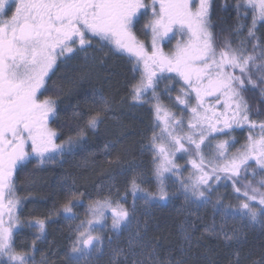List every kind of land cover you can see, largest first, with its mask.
Returning <instances> with one entry per match:
<instances>
[{
	"label": "snow or ice",
	"instance_id": "1",
	"mask_svg": "<svg viewBox=\"0 0 264 264\" xmlns=\"http://www.w3.org/2000/svg\"><path fill=\"white\" fill-rule=\"evenodd\" d=\"M213 2L153 0L151 18L140 28L145 35L151 34L149 49L148 42L140 39L135 30L140 10L147 7L142 0H0V264H36V240L31 251L18 250L14 237L27 228L35 229L40 239L51 221V217L20 220L22 198L16 195V173L33 159L40 167L82 149L88 132L95 131L103 122V114L111 110L112 101L93 89L90 99L98 110L83 112L74 106L73 120L58 126H67L72 134L56 142L61 132L50 127V123L58 119L60 97L76 92L95 71L96 57L87 49L92 47V39L97 38L113 55L127 56L132 61V72H139V78L133 77L135 82L129 89L132 106L151 101L155 120L163 125L159 134L153 132L151 136L152 179L156 190L141 187L145 176L142 170H135L134 163H129L128 168L121 166V175L132 170L125 195L113 200L109 188V195L89 203L85 212L88 218L76 226L68 254L70 261L98 264L107 255L106 264H165L145 240L148 224L140 221L136 201L143 199L145 205L167 206L183 196L185 205L199 209L211 202L212 193L221 182L224 187L230 182L239 203L224 204L218 196L214 210L225 219L239 217L250 226L259 224L264 229V119L252 118L264 116V110L253 111L244 95L249 88L259 89L264 103V34L257 35V25H264V0H237L238 20L246 21L251 11V24L235 45L224 37L219 48L213 30ZM244 28V23H238L232 34L239 36ZM170 33H179L181 38L170 52H165L160 43L170 38ZM80 54L84 63L76 65ZM106 57L107 53L100 59V65ZM61 64L68 70L63 85L40 99L43 91H49L47 80ZM165 72L175 73L183 82L180 95L176 96L180 104L187 107L192 95L195 96V105L188 109L186 132L182 130L183 119L174 117L156 91ZM209 98L215 99V103L206 105ZM245 127L246 143L230 154L235 141L228 133ZM177 129H181L179 134ZM214 136L227 138L212 145ZM115 145L116 142L106 144L105 149L110 151ZM206 146L211 148L209 155L203 152ZM121 150L130 151L123 144ZM176 152L192 157L189 163L193 170L187 177L173 159ZM122 159L117 153L109 164L120 165ZM252 162L255 167H251ZM170 179L179 185L177 192L168 191ZM68 190L71 192L70 187ZM129 190L133 200L126 206ZM81 202L80 197L71 195L56 214L62 212L75 218L73 207ZM97 227H108L116 242L109 236L105 243L103 236L94 234ZM125 233L126 238L119 239ZM205 233L209 237L219 236L228 247L242 245L247 239L246 233L238 229L229 231L224 224L217 227L213 223L205 228ZM182 252L178 259L167 264H190V239ZM245 261L264 264V252L242 259L237 248L229 264ZM40 264H47L43 256Z\"/></svg>",
	"mask_w": 264,
	"mask_h": 264
},
{
	"label": "trees",
	"instance_id": "2",
	"mask_svg": "<svg viewBox=\"0 0 264 264\" xmlns=\"http://www.w3.org/2000/svg\"><path fill=\"white\" fill-rule=\"evenodd\" d=\"M236 3L237 0H214L213 2L212 22L215 25L213 30L217 35L218 48L224 37L231 39L235 45L238 40L243 38V35L247 32V27L251 24V11H249L246 21L238 20L235 8ZM240 11L243 13L244 9L241 8ZM238 23H244V33L235 36L232 34V29H234ZM257 29L258 36L264 34V25L258 24ZM108 60L109 62H107L106 65L98 66L76 92L69 96L60 97L58 119L53 122V125L61 132L63 137L69 136L72 133L67 126L63 128H59L58 126L60 124L67 125L73 120L72 114L74 106H78V109L75 110L83 112H88L89 109L92 111L98 110V108L92 106V101L90 99L93 89L101 91L104 96L112 101L111 110L103 114V122L95 131L88 132V137L84 142L83 148L73 153L77 158L71 161L68 167L69 169H65V171L60 174L56 170L38 172L32 169V166H37L34 160H32L26 167H23L16 173V195L22 198V204L18 210L21 221H27L33 218L43 219L44 215L49 212V208H51V206H49L50 200L53 199L54 195H59L61 191L60 184H62L64 180L68 181V184L71 183V181H76L78 189L93 194V201L102 199L104 196H107V192H109L106 191L104 194H101L96 190L95 186L100 182L105 184V187H107L109 183L123 184L125 188L119 192L125 195L127 180L130 176L126 177V175H121L120 167L123 166L126 168V164L129 161L134 164V161H136L137 163L139 162L146 165L147 173L142 170L145 176V182L141 187L149 191L156 190L155 181L152 179L154 164L150 138L151 133H153V131H161L163 125L158 122V127H156L157 123L152 119L153 116L148 117L147 113L140 110L148 106H132L129 89L130 85L135 82L133 77L136 79L139 78L138 72H132V63H129L123 56L112 55V59ZM78 62L79 61H75L74 63L78 65ZM67 75L68 70L65 69L63 65L59 66L54 74L50 75V79L47 80L46 86L49 91L42 90V95L44 97L52 95V90L60 88ZM182 83V81L179 83L177 80L174 81L172 85L178 87L181 84V87H183ZM244 95L252 106L253 111L257 108L264 110V103L261 102L259 89L253 91L249 88ZM191 101L192 99L189 100L188 105L192 104ZM174 117L177 118V115L174 114ZM252 118L260 120L264 119V116L258 117L253 115ZM188 120L189 119H185L183 123L182 130L184 132L187 130ZM178 131L180 132L181 129H177V133ZM247 133L248 128L245 133L241 134L243 135L242 140L247 138ZM238 136L239 135H236V137ZM229 137H232V135ZM226 138L227 137L224 136L222 139ZM213 139L215 141L221 140V138L215 136L212 140ZM112 142H116L115 147L111 148L110 151L106 150L105 145L111 144ZM122 144L129 147L130 151L128 153L122 152ZM203 152L205 155H208L206 147L203 148ZM117 153L123 156L121 164H109V161L113 160ZM191 158L189 154L184 152H176V155L173 157L175 163L182 166V175L184 177H187L193 170L192 165L189 163ZM52 163L51 161L48 162L49 165H52ZM251 167H255L254 162L251 163ZM259 178L260 176L257 175V179ZM171 182L174 185L172 191L169 192H177L179 185L175 183L174 179L168 180L167 184L169 185ZM225 189L230 195L229 199L225 200L223 197L217 195V193H212L211 202L197 209L195 206L185 205L184 197L178 196V198L165 206L164 211H158L152 214L151 218L146 216L148 224L147 235L150 241L148 242L146 238L145 240L149 248L155 249L159 261L167 262L169 258L170 260L178 259L179 253L177 247L178 244L182 242L179 238V228H185V230H187L184 235L186 234L192 242V253L189 257L190 264H229L237 248L241 251L242 259L248 257L250 254L255 257L264 252V229H262L259 224L250 226L246 221L242 222L239 217L235 219H225L214 210L213 203L218 196L223 199L224 204L235 205L239 203L236 195L232 192L230 182H228V187ZM118 194H116V196ZM120 196L119 194L118 197L112 198L116 200L119 199ZM131 196V191H127V198H132ZM144 205L145 203L142 202V199L140 202L139 200L136 201V206L139 210L144 208ZM182 208L187 210H181ZM86 209L87 206L84 210L81 208L80 221L88 218L85 215ZM57 223L58 222L53 221L51 217V221L47 225L46 234L40 239H37L35 229L25 228L23 231L26 233V238L25 241H23V245H21L18 250L31 251L32 242L36 240V264H40L42 256L47 261V264H74V262L70 261L68 255L72 246L68 241V232H66L67 235L66 238H64V233L56 229ZM213 223H215L217 227L224 224L227 229H239L241 226L240 231L247 234V239L242 245L233 244L231 247H228L219 236L209 237L205 233V228ZM110 224L111 220L108 218V225L110 226ZM189 226L193 227L192 230ZM60 232L63 235H61ZM94 234L103 236L105 238V243H107V238L109 236L113 237V243L117 240L115 234L110 232L108 227H97ZM125 238L122 237V239ZM187 246L186 244L181 245L180 248L185 249ZM106 261L107 255L101 257L98 264H106ZM80 264H86V262L81 260ZM87 264H91V261L87 262Z\"/></svg>",
	"mask_w": 264,
	"mask_h": 264
},
{
	"label": "flooded vegetation",
	"instance_id": "3",
	"mask_svg": "<svg viewBox=\"0 0 264 264\" xmlns=\"http://www.w3.org/2000/svg\"><path fill=\"white\" fill-rule=\"evenodd\" d=\"M142 2L147 7H146V9L140 10V13L138 14L139 24L137 25V28L135 30L137 31V35L139 36L140 39L146 40L148 42V47L150 49V47H151V43H150L151 34H150V32H148V34L145 35L144 32L140 31V28L143 26L146 19L148 20L149 14H150L149 12H152L153 0H142ZM13 7H14V5H13ZM156 7H157V11H158L159 10L158 3L156 4ZM169 36H170V38H165V40L161 41V43H160V46L164 49L165 52H170L174 48L175 44L177 43V40H179L181 38L179 33H177L176 35H172L170 33ZM96 43L100 44L102 42L98 38L92 39V47L87 49V51L90 54H91V51L95 49L94 47H95ZM113 56H119V55H113ZM120 57H122V56H120ZM123 57L126 58V60L129 63H132V61L129 60L127 56H123ZM162 80H164V81H162ZM177 80L179 83H181L179 77H177L175 75V73H167V72L163 73L162 79H160L158 81L156 91L160 95V99H161V102L163 103V105L170 112H172L173 114H176L177 118H182L183 121H185V119H189V117H190V112L188 109L191 108L192 106H194L196 101H195L194 94L192 95V98H191L192 104H189L187 107L180 104L179 101L176 100V96L180 95L181 84H180V86L177 87L176 85H172V83L174 81H177ZM166 86H167V88H166ZM182 86H183V83H182ZM151 95H152V93L149 92L148 97H151ZM43 98H44V96L41 95L40 99H43ZM205 103H206V105L207 104H214L215 99L209 98L205 101ZM143 105L148 106V107H146L144 109H140V110L147 113L148 117L153 116L152 119L157 123L156 127H158L159 123L155 120L154 113L151 110V101L149 103H145ZM50 127L56 128L53 125V122L50 123ZM246 130H247V127L243 128L242 130L236 129V130L228 133V135L229 136L232 135V137L234 135L235 136L241 135V134L245 133ZM178 134H179V131H178ZM67 137L68 136L63 137L61 134L60 138L56 142L60 143L61 141L65 140ZM215 137H219L222 139L224 136H215ZM28 151H31L30 145L28 147ZM74 158H77L74 154L65 155L63 158L57 157L56 161L53 162L52 165H49L48 163H46L40 167L32 166V169H34L38 172L56 170L60 174L61 172L65 171V169H69L68 167ZM33 160L37 164L36 160L35 159H33ZM134 162H135L134 165L136 166L135 167L136 171L144 170L147 173L146 165L139 163V162L137 163L136 161H134ZM149 162H150V160H149ZM129 163H131V162L130 161L127 162L126 168H128ZM131 175H132V170H129L127 172L126 177L131 176ZM109 184H111V183H109ZM173 185L174 184H172V182H171V184L168 185V191H172ZM69 187L71 188V192H69V190H68ZM60 190L61 191H60L59 195H54L53 199L50 200L51 202L49 203V206H51V208H49V212H47V214L44 215L43 219L48 217V216H51L53 221H57L59 223L60 216L65 217L66 215L62 212L57 215L56 210L59 209L63 204H65L71 195H75V196L80 197L82 202L75 204V206L73 207V214H74L75 218H71V216H66V217H69V218L73 219L74 221L80 222L81 208H82V210H84V208L86 206L88 207L89 203L93 201V194L91 192L90 193L88 191L84 192L83 190L78 189L76 181H74V182L71 181V183L68 184V181L64 180L63 183L60 184ZM107 195H109V192H107ZM120 195L123 196V194H121V192H120ZM131 197L132 198H127L126 206H130L132 204L133 196H131ZM140 200L141 199H139V202H140ZM142 202H144L143 199H142ZM122 203H125V201L122 200ZM144 206L146 208L144 207L140 210L137 208L138 217L142 223L144 221H146V216L151 218L152 214H154L158 211H164L165 210L164 209L165 206H163L162 204H161V206H157V207L155 205H144ZM172 212H173V210H172ZM109 220H111L110 215H109ZM133 223H135V221Z\"/></svg>",
	"mask_w": 264,
	"mask_h": 264
},
{
	"label": "rangeland",
	"instance_id": "4",
	"mask_svg": "<svg viewBox=\"0 0 264 264\" xmlns=\"http://www.w3.org/2000/svg\"><path fill=\"white\" fill-rule=\"evenodd\" d=\"M197 3H198V0H197ZM193 7H195V5H193ZM157 8V7H156ZM150 13V18H151V13L152 12H149ZM149 18V19H150ZM95 49L94 50H92L91 51V54L90 55H93V56H95L96 57V68L98 67V66H101L100 65V63H99V61H100V59L101 58H103V57H105V54L107 53V57H106V59H105V62H104V64L103 65H106V63L107 62H109V60L108 59H112V52H111V50H110V48L109 47H107V46H105L103 43H96V45H95V47H94ZM81 55V58H80V60H78L79 62L77 63L78 65H81V64H83L84 63V61H83V54H80ZM102 65V66H103ZM162 81H164V80H162ZM184 125V124H183ZM185 129V128H184ZM186 130V129H185ZM187 131V130H186ZM153 132H156L157 134H159L160 133V131L158 130V131H153ZM248 134V133H247ZM257 134H258V130H257ZM151 136H152V133H151ZM242 137H243V135H239L238 137H236V136H234L233 138H234V141H235V143L230 147V149H229V153L231 154L232 152H234V151H236L238 148H240L241 147V145H243V144H245L246 143V139H244V140H242ZM150 140H151V138H150ZM217 141H215L214 139L210 142V144H212V145H214L215 143H216ZM206 150L208 151V155L211 153V148L210 147H207L206 146ZM139 152H141V151H139ZM176 155V154H175ZM179 158V157H178ZM105 184H103L102 182H100V183H98V185H96L95 186V188H96V190L99 192V193H101V194H104L106 191H108L109 190V188L111 189V196L112 197H118L119 196V194H120V190L122 191L125 187H123V184H115V183H111V184H109V185H107V187H105L104 186ZM226 187H224V182H221V185L219 186V187H216L215 188V191L213 192L214 194L215 193H217V195H219V196H221V197H223L225 200L226 199H229L230 198V195H229V193H227V191H226V189H225ZM101 189H103V190H101ZM225 190V191H224ZM96 191V192H97ZM119 193V194H118ZM232 193V192H231ZM116 194H118L117 196H116ZM234 200H235V198H234ZM80 222L79 221H74L73 219H71V218H69V217H62V216H60V219H59V223H57V230L58 231H61L62 233H64V235L61 233V235H63V237L64 238H66V235H67V233L66 232H68V235H67V237H68V241L72 244V242H73V240L75 239V231H76V226L79 224ZM155 225V224H154ZM190 227V229L192 230V226H189ZM187 229V228H186ZM233 229H237V228H229L228 230L229 231H231V230H233ZM238 230H241V226H240V228L238 229ZM185 231H187V230H185V228H179V238H180V241H182L181 243H179L178 244V247H177V249H178V253H179V256H178V258L183 254V252H182V248H180L181 247V245H188V243H189V239L190 238H188L187 237V235L185 234L184 235V233H185ZM147 233H148V231H147ZM147 233H146V236H145V238H146V240H148V242L150 241V238L148 237V235H147ZM23 236H22V235ZM126 234L127 233H125L124 234V238H125V236H126ZM25 238H26V233L24 232V231H21V232H18L17 233V235L14 237V239H15V244H16V246H17V248L18 249H20V246L21 245H23V241H25ZM24 239V240H23ZM120 239H122V237H120ZM185 242V243H184ZM115 243V242H114ZM185 249H186V247H185ZM169 260H170V258H169ZM165 264H167V262H165Z\"/></svg>",
	"mask_w": 264,
	"mask_h": 264
},
{
	"label": "bare ground",
	"instance_id": "5",
	"mask_svg": "<svg viewBox=\"0 0 264 264\" xmlns=\"http://www.w3.org/2000/svg\"><path fill=\"white\" fill-rule=\"evenodd\" d=\"M150 142V141H149ZM144 146V145H143Z\"/></svg>",
	"mask_w": 264,
	"mask_h": 264
}]
</instances>
